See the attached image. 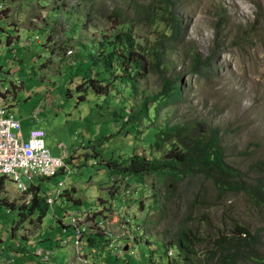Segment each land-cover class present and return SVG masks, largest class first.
Masks as SVG:
<instances>
[{
    "label": "rangeland",
    "instance_id": "rangeland-1",
    "mask_svg": "<svg viewBox=\"0 0 264 264\" xmlns=\"http://www.w3.org/2000/svg\"><path fill=\"white\" fill-rule=\"evenodd\" d=\"M130 1L0 0V81L6 77L20 82L17 89L7 80L2 82L11 91L12 114L20 121L25 139L29 131L42 130L53 157L61 156L60 147L67 151L65 161L71 171L69 177L58 175L41 185L53 196L57 183L64 182L63 194L41 222L26 221L14 236L18 209L0 203V248L23 246L36 240L35 235L43 241L40 245L54 246L59 236L56 217L67 224L71 215L98 207L100 197L109 199V189L119 192L111 180L119 182L121 177L109 174L105 161L128 160L132 154L162 156L147 146L151 129L181 124L218 129L225 160L249 178L255 175L253 165L264 159V0H171L185 35L174 44L159 39L157 22L136 18ZM133 1L153 2L154 10L164 0ZM121 32L130 38L133 53L141 60V75L132 77L128 72L130 79L124 84L115 81L103 95L76 89L89 65L83 64L85 52L105 50L104 45L112 46ZM157 46L163 55L159 64L154 59ZM96 72L92 67L91 73ZM114 74L120 76L122 71ZM161 77L176 82L179 93L174 103L155 105ZM145 101L149 116L135 121L136 131L126 133L123 121L138 113ZM159 184L154 176H146L142 184L130 182L136 208L129 218L141 236L121 241L128 251L111 259L115 264L166 260L160 258L161 241L169 217ZM205 188L209 203L200 206L195 224L205 240L230 221L251 231L264 222V211H254L240 194L213 201L211 185ZM3 199L15 206L28 203L5 179L0 202ZM104 225L117 234L125 223L121 216L112 215ZM89 234L98 235L95 230ZM205 246L204 242L198 251ZM60 255L48 264H67Z\"/></svg>",
    "mask_w": 264,
    "mask_h": 264
},
{
    "label": "trees",
    "instance_id": "trees-1",
    "mask_svg": "<svg viewBox=\"0 0 264 264\" xmlns=\"http://www.w3.org/2000/svg\"><path fill=\"white\" fill-rule=\"evenodd\" d=\"M174 4V1L164 0L153 10L156 6L153 2L143 5L132 0L129 6L136 18L161 25L159 39L174 44L185 37L182 21L173 12ZM116 40L110 47L104 45L105 50L94 54L85 52L83 64L89 65L76 89L89 88L96 95H103L115 81L124 84L125 79H130L128 72L132 73V77L141 75L138 70L141 60L133 53L130 38L121 32L116 35ZM162 56L161 47L157 46L154 56L156 64L162 63ZM92 67L97 68L96 73H91ZM117 71H122V75L114 74ZM176 86L174 80L161 77V89L157 96L159 101L155 105L160 102L174 103L179 93ZM146 103L147 101L141 104L138 113L123 121L126 133L136 131L135 121L149 116L150 108L146 107ZM219 133L218 129H202L200 126L198 129L189 124L165 126L155 131L151 129L147 146L161 152L160 158L132 154L128 160L109 159L104 162L109 174H117L121 178L128 176L130 181L138 184H142L146 176H154L160 182L159 185L164 190L163 208L169 217L167 230L161 241L163 254L160 258L166 259L162 264H264V222L251 231L244 225L230 221V224H226L228 227L217 230L215 236L208 240L195 227L197 211L207 201L206 184L212 187L213 201L240 194L254 211H264V159L253 165L255 175L249 178L247 173L237 171L225 160ZM3 180L0 177V189ZM32 189L34 193L27 204L15 206L5 199L0 202L10 209H18V219L12 227V233L26 221L41 222L49 210L47 195L40 196L38 187ZM113 192L114 190L109 189V196ZM87 240L90 247L101 246L104 242L98 235L89 236ZM204 242L205 249L199 252V246ZM169 251H172V256H169ZM106 258L111 260L116 259V256L108 255ZM111 263L115 264L113 260Z\"/></svg>",
    "mask_w": 264,
    "mask_h": 264
},
{
    "label": "built area",
    "instance_id": "built-area-1",
    "mask_svg": "<svg viewBox=\"0 0 264 264\" xmlns=\"http://www.w3.org/2000/svg\"><path fill=\"white\" fill-rule=\"evenodd\" d=\"M14 58L15 55L13 60ZM10 79L5 77L9 86L17 89L20 85L19 80ZM5 80L0 81V177L9 181L17 192L26 196V202H29L34 193L32 188L38 187L39 195L46 196L47 194L40 187L46 180L58 175L69 177L71 171L65 161L68 154L60 147L61 156L53 157L45 146L42 130H31L27 138H24L21 123L11 111L14 106L11 91L8 86L3 87L2 84ZM111 181L116 188H119V192L114 191L102 206L71 215L67 224L58 221L59 236L54 247L37 248L34 257L42 264H48L57 248L70 246L73 257L68 264H106L107 262L103 263L102 258L106 259L108 255L119 256L127 252L122 248L121 241L127 238L137 239L141 236V230L129 218L133 216V210L136 208L135 198L130 191L131 181L128 176L120 178L119 182L114 178ZM63 187L64 182H58L54 195L46 196L49 206L62 195ZM112 215L123 218L125 225L121 233L116 234L105 227L104 222H107ZM90 230H95L98 237H102L104 242L101 246L88 245V237L94 236L89 234ZM168 254L173 255L172 251ZM12 258L13 256L0 264H12Z\"/></svg>",
    "mask_w": 264,
    "mask_h": 264
},
{
    "label": "crops",
    "instance_id": "crops-1",
    "mask_svg": "<svg viewBox=\"0 0 264 264\" xmlns=\"http://www.w3.org/2000/svg\"><path fill=\"white\" fill-rule=\"evenodd\" d=\"M0 69H1V67H0ZM108 197H109V194H108ZM73 198H74V196H73ZM107 200L108 199L105 200V199L100 197V199L97 201L98 203H100V205L97 203V206H102V204L106 203ZM75 201H76V203H80V201L78 199H75ZM57 220H60V222L65 224L60 219V217H58ZM57 224H58V221H57ZM12 235L14 236V233H12ZM35 236H36V240H33V241L29 240L28 242L24 243L23 246L16 243L15 247H12V246L1 247L0 248V262L4 261L6 259H9L13 256V263L12 264H42L36 257H34L35 249H37V248H42V249H50L51 248L52 249V247H54V246L51 245V247H49L50 243L46 246L40 245L43 241L41 242L39 240L40 236H38V235H35ZM57 238H56V240H57ZM58 254H62V255H60L59 259H62V257H64V260H65V262H67V264H68V261L72 259L71 257H73L72 248L70 246L61 247V248H57L55 250V254H54L53 258L51 259V262L53 261V259L55 257L58 256ZM104 259H105V257L102 258L101 260H103V263L104 262L106 263V260H108V259L107 258L105 260ZM108 261L109 262L106 264H112L111 260H108Z\"/></svg>",
    "mask_w": 264,
    "mask_h": 264
},
{
    "label": "water",
    "instance_id": "water-1",
    "mask_svg": "<svg viewBox=\"0 0 264 264\" xmlns=\"http://www.w3.org/2000/svg\"><path fill=\"white\" fill-rule=\"evenodd\" d=\"M124 251H127V247L124 248Z\"/></svg>",
    "mask_w": 264,
    "mask_h": 264
}]
</instances>
